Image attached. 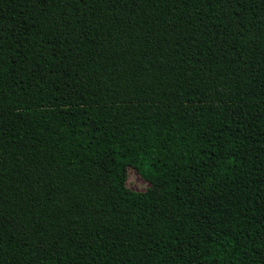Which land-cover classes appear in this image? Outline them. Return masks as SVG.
<instances>
[{"label":"trees","instance_id":"1","mask_svg":"<svg viewBox=\"0 0 264 264\" xmlns=\"http://www.w3.org/2000/svg\"><path fill=\"white\" fill-rule=\"evenodd\" d=\"M0 264H264V0H0Z\"/></svg>","mask_w":264,"mask_h":264},{"label":"rangeland","instance_id":"2","mask_svg":"<svg viewBox=\"0 0 264 264\" xmlns=\"http://www.w3.org/2000/svg\"><path fill=\"white\" fill-rule=\"evenodd\" d=\"M124 185L127 189L136 192H143L152 187L151 183L141 177L137 170L132 166H128L126 169Z\"/></svg>","mask_w":264,"mask_h":264}]
</instances>
